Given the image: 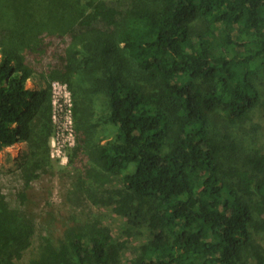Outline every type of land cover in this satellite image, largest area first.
I'll list each match as a JSON object with an SVG mask.
<instances>
[{"label": "trees", "instance_id": "16d2710c", "mask_svg": "<svg viewBox=\"0 0 264 264\" xmlns=\"http://www.w3.org/2000/svg\"><path fill=\"white\" fill-rule=\"evenodd\" d=\"M0 54V153L28 142L26 186L56 169L52 82L77 137L74 215L31 249L42 212L0 193V264H121L92 207L145 239L129 264H264V0H0Z\"/></svg>", "mask_w": 264, "mask_h": 264}, {"label": "rangeland", "instance_id": "374dc122", "mask_svg": "<svg viewBox=\"0 0 264 264\" xmlns=\"http://www.w3.org/2000/svg\"><path fill=\"white\" fill-rule=\"evenodd\" d=\"M55 83L56 85H54ZM67 88L58 82H52L49 90L54 127L49 140V147L51 159L56 169L47 170L40 179L31 182L27 187L21 173V166L26 161L28 142L20 141L0 153V193L13 207L24 209L34 205L38 212H42L44 218L35 239L32 241L31 249L39 247L43 236H46L47 222H51L53 219L62 222L75 213V211L71 212V207L67 203V189L70 181L66 179L63 170H61L69 163V150L77 144L73 119V98L69 88ZM28 89L44 92L48 89L47 82L41 75H33L28 79ZM262 117L260 113H256L255 122L262 123ZM121 186V181L117 179L113 187L120 188ZM45 191L48 194L47 199L40 197ZM20 193L29 194L25 203L20 200ZM92 208L94 214L101 213L100 215L104 216L105 223L111 229L114 239L128 242L127 248L122 253L121 264H129L136 257V248L144 243L145 239L132 238L128 240L125 235V220L123 218L113 214L107 208L101 209L100 212L97 208ZM31 252L25 256L27 261L31 257Z\"/></svg>", "mask_w": 264, "mask_h": 264}, {"label": "built area", "instance_id": "2783aa9c", "mask_svg": "<svg viewBox=\"0 0 264 264\" xmlns=\"http://www.w3.org/2000/svg\"><path fill=\"white\" fill-rule=\"evenodd\" d=\"M58 83H60V82H58ZM61 85H63V86H65L66 88H67V86L66 85H64V84H62V83H60ZM54 85H56V83L54 84ZM68 89V88H67Z\"/></svg>", "mask_w": 264, "mask_h": 264}]
</instances>
